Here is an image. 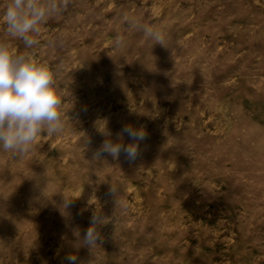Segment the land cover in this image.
Returning a JSON list of instances; mask_svg holds the SVG:
<instances>
[{
    "label": "rangeland",
    "instance_id": "obj_1",
    "mask_svg": "<svg viewBox=\"0 0 264 264\" xmlns=\"http://www.w3.org/2000/svg\"><path fill=\"white\" fill-rule=\"evenodd\" d=\"M0 39L48 64L65 121L0 152V264H264V0H69L34 48ZM125 123L148 133L138 158L94 161L96 126ZM57 192L79 197L64 215ZM95 210L102 241L73 247Z\"/></svg>",
    "mask_w": 264,
    "mask_h": 264
},
{
    "label": "clouds",
    "instance_id": "obj_2",
    "mask_svg": "<svg viewBox=\"0 0 264 264\" xmlns=\"http://www.w3.org/2000/svg\"><path fill=\"white\" fill-rule=\"evenodd\" d=\"M68 3L69 0H6L0 24L4 26L7 38L20 40L25 49H32L40 43L37 36L41 32V26L62 15L67 10ZM124 21L141 32L144 39L152 41V45L158 43L168 48L164 34L156 26L128 15L124 17ZM114 44L115 47L122 48L125 41L118 35ZM61 105L55 75L48 64L35 58L29 51L14 50L9 39H0V152L23 158L36 146L42 135L61 134L65 127ZM96 129L104 139L93 153L94 161L103 160L105 154L118 160L123 153L129 162H133L140 155L141 142L148 135L145 128L131 123L123 124L115 133V139L107 124L104 128L96 126ZM84 133L82 139L89 144L90 139ZM125 136L130 141L127 144L123 142ZM45 188L42 195L51 200L46 195ZM117 191L110 184L115 207L122 206ZM61 194L62 203L57 207L64 215L74 199L79 197L68 198ZM108 222L101 211H93L90 224L83 235L79 231L76 234L78 246L73 247L78 249L85 246L92 249L98 245V241H102L99 228ZM65 259L69 264H76L78 257L75 253H69Z\"/></svg>",
    "mask_w": 264,
    "mask_h": 264
}]
</instances>
